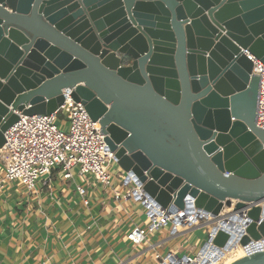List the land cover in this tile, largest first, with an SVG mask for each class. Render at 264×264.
Masks as SVG:
<instances>
[{
  "label": "water",
  "instance_id": "obj_1",
  "mask_svg": "<svg viewBox=\"0 0 264 264\" xmlns=\"http://www.w3.org/2000/svg\"><path fill=\"white\" fill-rule=\"evenodd\" d=\"M246 53L264 64V0H0V149L19 115L54 113L70 88L151 202L215 220L248 208L246 247L264 238L259 77ZM233 243L223 229L212 240ZM232 264H264V249Z\"/></svg>",
  "mask_w": 264,
  "mask_h": 264
},
{
  "label": "built area",
  "instance_id": "obj_2",
  "mask_svg": "<svg viewBox=\"0 0 264 264\" xmlns=\"http://www.w3.org/2000/svg\"><path fill=\"white\" fill-rule=\"evenodd\" d=\"M246 55L252 62V75L259 77L256 126L264 130V64L252 55ZM71 93L70 88L62 91L63 103L54 113L19 115L18 121L4 133L5 144L0 149V193L6 184H14L17 188L34 193L39 181L43 186L50 187L49 183L56 174L65 182L78 178L81 185L77 186V193L82 199L90 182L110 191L115 202L140 201L145 215L144 225L135 226L125 236L126 241L134 246L144 244L150 235L165 227H169L170 237L209 227L205 247L185 254L170 251L166 257L156 253V264H212L214 259L234 249L243 250L245 254L264 249V238L251 241L246 247L239 244L238 240L247 227L248 208L242 210L241 214L233 213V205L224 208L217 220L192 205L191 209L185 211L162 209L148 199L142 185L135 182L132 176L126 175L120 168L118 175L114 176L110 169L117 163L114 152L110 151L105 142L101 125L90 118L81 102L73 100ZM58 113L65 120V124H60L59 128L55 124ZM83 204L87 206L89 201L83 199ZM230 215L234 219L222 225L223 218ZM211 221L213 223L209 224ZM236 227L238 229L234 231ZM219 229L234 236L231 250L212 245Z\"/></svg>",
  "mask_w": 264,
  "mask_h": 264
},
{
  "label": "crops",
  "instance_id": "obj_3",
  "mask_svg": "<svg viewBox=\"0 0 264 264\" xmlns=\"http://www.w3.org/2000/svg\"><path fill=\"white\" fill-rule=\"evenodd\" d=\"M80 185L76 177L65 182L56 174L50 187L39 183L34 193L6 184L0 193V264H152L156 253L196 250L182 246L183 235L196 230L170 237L169 227L140 246L130 244L126 234L144 225L141 205L115 202L110 191L89 182L85 206Z\"/></svg>",
  "mask_w": 264,
  "mask_h": 264
},
{
  "label": "rangeland",
  "instance_id": "obj_4",
  "mask_svg": "<svg viewBox=\"0 0 264 264\" xmlns=\"http://www.w3.org/2000/svg\"><path fill=\"white\" fill-rule=\"evenodd\" d=\"M60 113L57 114V120L55 121V124L56 126L59 128L60 127V124H65V120L60 117ZM118 171H119V167L117 164H115V166L113 168L110 169V172L114 175V176H117L118 175ZM39 183H41V181H39ZM134 204H139L141 205V202L140 201H137V203H134ZM209 229V227H201L199 229H197L196 231L194 232H189L185 235H183V239L185 241H183V244L182 246L183 247H187V246H191L192 248L193 247H196L197 248H201L203 247V245L205 244L206 240H207V230ZM191 236V241L189 243H186V239L185 237H190ZM162 239V236L161 235H158L157 236V239ZM168 254V252H163L162 253V257H166ZM152 264H156L155 262H153Z\"/></svg>",
  "mask_w": 264,
  "mask_h": 264
},
{
  "label": "bare ground",
  "instance_id": "obj_5",
  "mask_svg": "<svg viewBox=\"0 0 264 264\" xmlns=\"http://www.w3.org/2000/svg\"><path fill=\"white\" fill-rule=\"evenodd\" d=\"M244 255L246 254L243 250L234 249L233 251L214 259L212 264H232Z\"/></svg>",
  "mask_w": 264,
  "mask_h": 264
}]
</instances>
